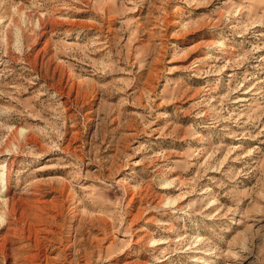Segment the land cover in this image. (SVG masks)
<instances>
[{"label": "rangeland", "instance_id": "rangeland-1", "mask_svg": "<svg viewBox=\"0 0 264 264\" xmlns=\"http://www.w3.org/2000/svg\"><path fill=\"white\" fill-rule=\"evenodd\" d=\"M0 264H264V0H0Z\"/></svg>", "mask_w": 264, "mask_h": 264}]
</instances>
